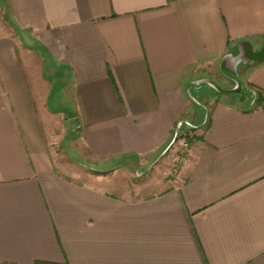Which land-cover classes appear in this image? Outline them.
<instances>
[{"label": "crops", "instance_id": "crops-1", "mask_svg": "<svg viewBox=\"0 0 264 264\" xmlns=\"http://www.w3.org/2000/svg\"><path fill=\"white\" fill-rule=\"evenodd\" d=\"M245 40L264 0H0V264H264V100L210 82L264 90ZM67 109L97 164L160 158L178 123L193 144L168 187L118 195L55 167Z\"/></svg>", "mask_w": 264, "mask_h": 264}, {"label": "rangeland", "instance_id": "rangeland-1", "mask_svg": "<svg viewBox=\"0 0 264 264\" xmlns=\"http://www.w3.org/2000/svg\"><path fill=\"white\" fill-rule=\"evenodd\" d=\"M239 78L243 84V91L227 94V96L240 98L245 107L257 105L259 95L256 87L250 83L246 84L240 74ZM56 116H58L59 122L53 123L51 130L53 141L51 148L54 153L55 167L59 171L69 176L78 177L83 181L96 180L98 182L96 185L118 195L137 197L138 195L156 193L168 187L180 172L181 165L176 164L175 158L180 155L182 143L189 140L190 148L193 144V131L186 127L178 129L177 124L174 142L165 155L160 158L152 160L143 158L141 162L129 159L123 165L120 162L117 166L113 164L114 161L106 162L103 165L97 164L84 156L85 154L83 155L80 142L76 141L80 135L81 126L79 120L76 119L75 111L67 109L63 113H57Z\"/></svg>", "mask_w": 264, "mask_h": 264}, {"label": "water", "instance_id": "water-1", "mask_svg": "<svg viewBox=\"0 0 264 264\" xmlns=\"http://www.w3.org/2000/svg\"><path fill=\"white\" fill-rule=\"evenodd\" d=\"M240 54L239 58L242 62H248V61H263L264 60V43L262 46L255 50L252 46V44L245 40L240 42L239 44ZM224 73L235 82V86L233 88H224L221 87L216 83V81L211 80V84L216 88L217 91L223 92L226 94H233V93H241L243 91V84L242 81L239 78V73L237 71L236 66L232 69H223Z\"/></svg>", "mask_w": 264, "mask_h": 264}, {"label": "built area", "instance_id": "built-area-1", "mask_svg": "<svg viewBox=\"0 0 264 264\" xmlns=\"http://www.w3.org/2000/svg\"><path fill=\"white\" fill-rule=\"evenodd\" d=\"M178 129H182L183 127H186L188 130L193 128V124L191 123H178ZM190 133V131H188ZM189 136V135H188ZM191 143L189 140H186L182 143V148H181V152H180V155H178L176 158H175V162L178 166L184 164L189 156V150H190V146Z\"/></svg>", "mask_w": 264, "mask_h": 264}, {"label": "trees", "instance_id": "trees-1", "mask_svg": "<svg viewBox=\"0 0 264 264\" xmlns=\"http://www.w3.org/2000/svg\"><path fill=\"white\" fill-rule=\"evenodd\" d=\"M254 87H256V86H254ZM256 89H257V92H258V95H259L258 96V103H261L264 100V90L262 88H259V87H256ZM41 264H56V263H46V262H43ZM67 264H69V263H67Z\"/></svg>", "mask_w": 264, "mask_h": 264}]
</instances>
